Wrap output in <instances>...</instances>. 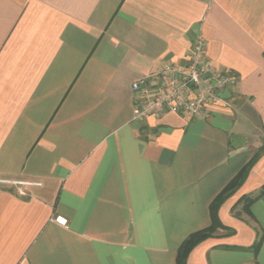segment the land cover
Wrapping results in <instances>:
<instances>
[{"label":"crops","instance_id":"1","mask_svg":"<svg viewBox=\"0 0 264 264\" xmlns=\"http://www.w3.org/2000/svg\"><path fill=\"white\" fill-rule=\"evenodd\" d=\"M198 37L237 82L206 117L135 118L132 83ZM253 158L187 264H264V195L240 201L264 185V0H0V264H177Z\"/></svg>","mask_w":264,"mask_h":264},{"label":"built area","instance_id":"2","mask_svg":"<svg viewBox=\"0 0 264 264\" xmlns=\"http://www.w3.org/2000/svg\"><path fill=\"white\" fill-rule=\"evenodd\" d=\"M236 82L233 70L220 69L212 63L206 54L205 39L198 37L187 65L167 64L160 72L132 83L134 117L160 116L166 112L206 117L209 105L223 100L225 89Z\"/></svg>","mask_w":264,"mask_h":264},{"label":"trees","instance_id":"3","mask_svg":"<svg viewBox=\"0 0 264 264\" xmlns=\"http://www.w3.org/2000/svg\"><path fill=\"white\" fill-rule=\"evenodd\" d=\"M256 161V158H253L249 163H247L236 175L235 177L225 186V188L220 192V194L214 199V201L211 204V217H212V223L209 227L198 230L196 232H193L190 234L180 245L177 255V264H187V259L190 254V252L202 241L205 239L213 236L215 231L219 228H227L225 226L220 218H219V208L222 205V203L231 196L244 182L246 179L247 174L249 173L252 165ZM264 195V185L257 193L256 195H245L243 196L240 201H244L243 208L246 211H249V206L259 197ZM234 230L230 228V233H232ZM261 241L256 242L253 247L255 249H258L260 247Z\"/></svg>","mask_w":264,"mask_h":264}]
</instances>
